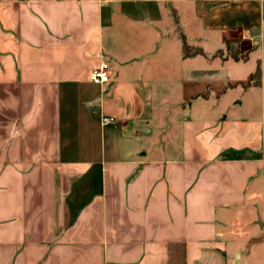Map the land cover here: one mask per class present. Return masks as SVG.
I'll return each mask as SVG.
<instances>
[{
    "label": "crops",
    "instance_id": "1",
    "mask_svg": "<svg viewBox=\"0 0 264 264\" xmlns=\"http://www.w3.org/2000/svg\"><path fill=\"white\" fill-rule=\"evenodd\" d=\"M263 40L264 0H0V264H264Z\"/></svg>",
    "mask_w": 264,
    "mask_h": 264
},
{
    "label": "rangeland",
    "instance_id": "2",
    "mask_svg": "<svg viewBox=\"0 0 264 264\" xmlns=\"http://www.w3.org/2000/svg\"><path fill=\"white\" fill-rule=\"evenodd\" d=\"M192 30V32H191ZM195 28L192 26L190 29V37L192 34H194ZM207 49L211 50L213 49L211 44L207 45ZM250 67L256 66V60H253L251 64H248ZM247 66V68L249 67ZM187 69L183 67V64L181 66V74L180 75H172L167 79L163 90L160 91L161 93V102L164 104L162 106H158L157 108H160V111L157 109V113L160 116H165L166 118H162V121L158 122L159 125V131L163 132H171L178 130L179 125V119L181 116L187 114L192 115V100L191 96L194 95L197 90L204 91V89H201L200 87H196L192 89L186 88L185 85L182 82V79H184V73ZM181 80V81H180ZM257 98V96H256ZM199 102L194 104L195 106L199 105ZM203 103V102H202ZM160 140L167 141L166 139L162 138ZM248 215V216H247ZM246 218H253L254 215L264 216V202L261 201L259 204H257L254 209H248ZM252 215V216H251ZM258 218L260 219V217ZM263 222V220H262ZM259 226V222L256 224Z\"/></svg>",
    "mask_w": 264,
    "mask_h": 264
},
{
    "label": "trees",
    "instance_id": "3",
    "mask_svg": "<svg viewBox=\"0 0 264 264\" xmlns=\"http://www.w3.org/2000/svg\"><path fill=\"white\" fill-rule=\"evenodd\" d=\"M225 44V51L228 53V55L235 61H247L249 58V53H245L241 49V43L239 40H229L227 38L224 39ZM264 45V40H263ZM224 51L220 50L217 53V56H223ZM204 55V52L202 49H192L189 47L186 43L185 38L183 37V57L184 58H193L196 56ZM264 63V59H263ZM262 63L259 64L256 72L252 74L251 76V83L252 85H259L261 83L262 78ZM202 96L197 95V97Z\"/></svg>",
    "mask_w": 264,
    "mask_h": 264
},
{
    "label": "built area",
    "instance_id": "4",
    "mask_svg": "<svg viewBox=\"0 0 264 264\" xmlns=\"http://www.w3.org/2000/svg\"><path fill=\"white\" fill-rule=\"evenodd\" d=\"M111 69L107 63H102L98 68L94 69L91 73V82L96 85H103L110 82ZM117 119L114 117H104V124L116 123Z\"/></svg>",
    "mask_w": 264,
    "mask_h": 264
},
{
    "label": "water",
    "instance_id": "5",
    "mask_svg": "<svg viewBox=\"0 0 264 264\" xmlns=\"http://www.w3.org/2000/svg\"><path fill=\"white\" fill-rule=\"evenodd\" d=\"M259 225H260V226H263V223H262V221H259Z\"/></svg>",
    "mask_w": 264,
    "mask_h": 264
}]
</instances>
